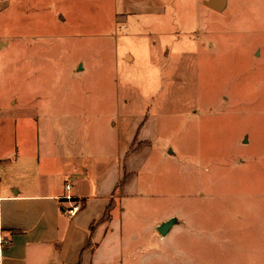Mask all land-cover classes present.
<instances>
[{
  "label": "rangeland",
  "instance_id": "374dc122",
  "mask_svg": "<svg viewBox=\"0 0 264 264\" xmlns=\"http://www.w3.org/2000/svg\"><path fill=\"white\" fill-rule=\"evenodd\" d=\"M206 1L0 7L5 113L56 101L85 147L114 121L136 152L94 264H264V0Z\"/></svg>",
  "mask_w": 264,
  "mask_h": 264
},
{
  "label": "crops",
  "instance_id": "0c3cea01",
  "mask_svg": "<svg viewBox=\"0 0 264 264\" xmlns=\"http://www.w3.org/2000/svg\"><path fill=\"white\" fill-rule=\"evenodd\" d=\"M9 1L0 0L3 11ZM1 38L2 74L13 49ZM40 102L38 116L5 113L0 96V264H94L113 218L112 210L106 220L105 214L116 191L127 187V174L129 181L134 175L126 164L136 152L127 157L114 121L85 147L83 132L62 126L56 101ZM67 195L83 201L74 217Z\"/></svg>",
  "mask_w": 264,
  "mask_h": 264
},
{
  "label": "water",
  "instance_id": "95a60500",
  "mask_svg": "<svg viewBox=\"0 0 264 264\" xmlns=\"http://www.w3.org/2000/svg\"><path fill=\"white\" fill-rule=\"evenodd\" d=\"M227 3L228 0H208L205 2V5L214 11L223 12L227 7ZM178 223V218L173 217L158 226L157 230L162 237H166L173 227L178 225Z\"/></svg>",
  "mask_w": 264,
  "mask_h": 264
},
{
  "label": "built area",
  "instance_id": "2783aa9c",
  "mask_svg": "<svg viewBox=\"0 0 264 264\" xmlns=\"http://www.w3.org/2000/svg\"><path fill=\"white\" fill-rule=\"evenodd\" d=\"M66 189L70 190L71 186L67 185ZM65 199L67 201L71 202V205H70V207L67 210V213L69 214V216L74 217L77 214L81 213V211L83 210V207H84L83 201L76 200L71 195L65 196Z\"/></svg>",
  "mask_w": 264,
  "mask_h": 264
},
{
  "label": "trees",
  "instance_id": "16d2710c",
  "mask_svg": "<svg viewBox=\"0 0 264 264\" xmlns=\"http://www.w3.org/2000/svg\"><path fill=\"white\" fill-rule=\"evenodd\" d=\"M141 150H142V149H141ZM141 150H138L137 152H139V151H141ZM125 179H127V176H126ZM122 184H123V182H122ZM111 210H112V201H111V203H110V205H109V209L107 210V213L105 214V217H104L105 220L109 218ZM96 224H97L96 222L93 223V225L91 226V231L94 230Z\"/></svg>",
  "mask_w": 264,
  "mask_h": 264
}]
</instances>
